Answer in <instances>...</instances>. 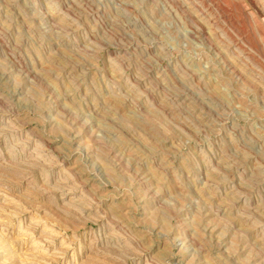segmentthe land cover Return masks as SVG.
Instances as JSON below:
<instances>
[{"label": "rangeland", "instance_id": "374dc122", "mask_svg": "<svg viewBox=\"0 0 264 264\" xmlns=\"http://www.w3.org/2000/svg\"><path fill=\"white\" fill-rule=\"evenodd\" d=\"M0 264H264V0H0Z\"/></svg>", "mask_w": 264, "mask_h": 264}, {"label": "bare ground", "instance_id": "6f19581e", "mask_svg": "<svg viewBox=\"0 0 264 264\" xmlns=\"http://www.w3.org/2000/svg\"><path fill=\"white\" fill-rule=\"evenodd\" d=\"M21 232V231H20ZM25 233V232H24ZM36 243H38V242H36ZM35 245H37V244H35ZM36 249V248H35ZM37 249H39V247L37 248Z\"/></svg>", "mask_w": 264, "mask_h": 264}]
</instances>
